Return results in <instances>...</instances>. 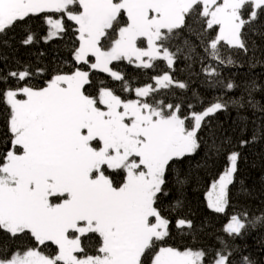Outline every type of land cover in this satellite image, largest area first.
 Wrapping results in <instances>:
<instances>
[{"label": "snow or ice", "instance_id": "obj_1", "mask_svg": "<svg viewBox=\"0 0 264 264\" xmlns=\"http://www.w3.org/2000/svg\"><path fill=\"white\" fill-rule=\"evenodd\" d=\"M257 36L264 0H0V264H255L264 204L233 189L264 145Z\"/></svg>", "mask_w": 264, "mask_h": 264}, {"label": "trees", "instance_id": "obj_2", "mask_svg": "<svg viewBox=\"0 0 264 264\" xmlns=\"http://www.w3.org/2000/svg\"><path fill=\"white\" fill-rule=\"evenodd\" d=\"M255 39L258 43H264V41L260 40L259 36H257ZM176 67L178 70L177 75L181 79L185 78L186 73L180 71L184 67L183 61L178 63ZM161 68H158L155 71H141L124 65V71L127 73L132 82L138 86H143L146 83H153V81L150 79L151 76L159 74ZM253 71L257 77L264 74V69L257 68ZM241 74L247 75L248 70L244 69ZM192 87L199 88V81L194 82ZM199 91L205 95L208 94L205 93L203 88H199ZM3 119V113L0 112V130L3 128ZM240 167V175L251 189V200L239 201L238 193L236 189H233V203L235 204L238 202H245L250 203V205L253 207L259 204H264V145H257L246 150L245 159L241 162ZM206 190V184L202 185L198 189L192 190V210L196 213L194 218L197 220V223H199L202 219L207 222L208 233L221 234V229L229 220V215L214 214L207 209L206 202L204 200V192ZM231 211L232 209L230 208L228 210L229 214ZM7 243L10 242H8L4 237H0V246ZM177 243L190 244L193 247H196L200 243H213V240L209 239L208 235H201L195 240L178 241ZM237 244L243 246L247 250V252L254 259L255 264H264V237H262L259 233H253L247 236L245 239L238 240Z\"/></svg>", "mask_w": 264, "mask_h": 264}, {"label": "rangeland", "instance_id": "obj_3", "mask_svg": "<svg viewBox=\"0 0 264 264\" xmlns=\"http://www.w3.org/2000/svg\"><path fill=\"white\" fill-rule=\"evenodd\" d=\"M228 222V221H227ZM226 225V224H225Z\"/></svg>", "mask_w": 264, "mask_h": 264}]
</instances>
